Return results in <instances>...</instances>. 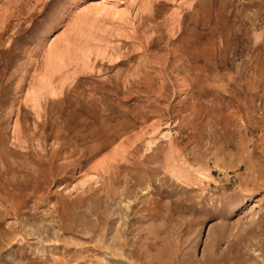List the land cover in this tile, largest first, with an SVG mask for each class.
<instances>
[{"label":"rangeland","instance_id":"rangeland-1","mask_svg":"<svg viewBox=\"0 0 264 264\" xmlns=\"http://www.w3.org/2000/svg\"><path fill=\"white\" fill-rule=\"evenodd\" d=\"M0 264H264V0H0Z\"/></svg>","mask_w":264,"mask_h":264}]
</instances>
